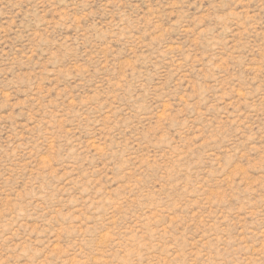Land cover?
Here are the masks:
<instances>
[{
	"label": "rangeland",
	"instance_id": "obj_1",
	"mask_svg": "<svg viewBox=\"0 0 264 264\" xmlns=\"http://www.w3.org/2000/svg\"><path fill=\"white\" fill-rule=\"evenodd\" d=\"M0 264H264V0H0Z\"/></svg>",
	"mask_w": 264,
	"mask_h": 264
}]
</instances>
